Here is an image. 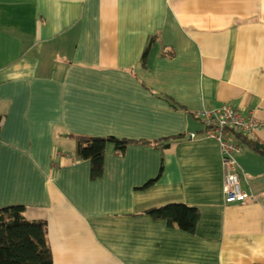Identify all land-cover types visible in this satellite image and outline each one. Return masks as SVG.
Here are the masks:
<instances>
[{"label": "crops", "instance_id": "crops-1", "mask_svg": "<svg viewBox=\"0 0 264 264\" xmlns=\"http://www.w3.org/2000/svg\"><path fill=\"white\" fill-rule=\"evenodd\" d=\"M224 105L264 144V0H0V208L46 223L52 264H264V157L230 138L255 201L226 204L196 115ZM72 136L131 142L92 180Z\"/></svg>", "mask_w": 264, "mask_h": 264}, {"label": "trees", "instance_id": "trees-1", "mask_svg": "<svg viewBox=\"0 0 264 264\" xmlns=\"http://www.w3.org/2000/svg\"><path fill=\"white\" fill-rule=\"evenodd\" d=\"M235 138L254 153L264 157V144L242 135H236ZM72 139L75 142L77 158L88 161L91 165L92 180L100 178L103 173V160L108 145L123 152L131 142L112 137L72 136ZM146 213L153 219L164 221L169 227L190 235L195 233L199 219L198 209L184 204H166L149 209ZM0 264H52L46 223L28 220L23 206L0 208Z\"/></svg>", "mask_w": 264, "mask_h": 264}, {"label": "built area", "instance_id": "built-area-1", "mask_svg": "<svg viewBox=\"0 0 264 264\" xmlns=\"http://www.w3.org/2000/svg\"><path fill=\"white\" fill-rule=\"evenodd\" d=\"M196 115L204 125V136L214 139L219 145L224 202L235 204L255 201L251 191L241 187L240 174L243 173L236 160L240 147L230 138L236 135L248 136L256 132L260 127L257 119L252 114L244 116L228 105L212 111H202ZM190 137L193 139L194 134Z\"/></svg>", "mask_w": 264, "mask_h": 264}]
</instances>
